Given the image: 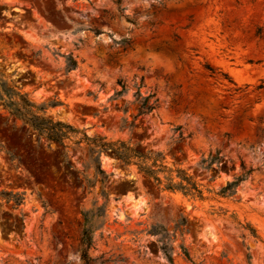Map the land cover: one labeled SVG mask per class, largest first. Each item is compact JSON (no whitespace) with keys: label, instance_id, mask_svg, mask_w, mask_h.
Returning a JSON list of instances; mask_svg holds the SVG:
<instances>
[{"label":"rangeland","instance_id":"obj_1","mask_svg":"<svg viewBox=\"0 0 264 264\" xmlns=\"http://www.w3.org/2000/svg\"><path fill=\"white\" fill-rule=\"evenodd\" d=\"M117 1L0 0V93L24 94L45 108L39 115L72 126L78 138L161 153L207 200L159 191L110 152L99 157L108 175L101 185L85 143L65 140L71 169L59 167L61 148L37 141L0 102V264H82V213L103 205L102 191L91 264H264V89L256 90L264 86V0ZM123 39L131 41L125 52ZM163 42L175 54L155 52ZM68 54L77 61L69 72ZM140 79L141 95L155 94L159 107L130 127ZM118 81L126 90L109 100ZM177 127L190 139L178 140ZM217 154L218 163L200 164ZM241 166L251 173L236 195L219 197ZM158 177L162 186L178 181L175 172Z\"/></svg>","mask_w":264,"mask_h":264},{"label":"trees","instance_id":"obj_2","mask_svg":"<svg viewBox=\"0 0 264 264\" xmlns=\"http://www.w3.org/2000/svg\"><path fill=\"white\" fill-rule=\"evenodd\" d=\"M121 0L117 1L119 4ZM189 24L191 23V17L187 18ZM189 24L185 27L187 29ZM152 25V24H150ZM171 42L173 44H177L180 38L172 33L170 36ZM131 46V41L129 39H123L119 42V50L121 52H125ZM157 53H162L164 55H173L175 54V49L168 42H163L154 49ZM179 60V58H178ZM66 63V71L69 72L74 70L77 67L76 59L68 54L65 60ZM204 69L208 73L209 76L214 77L217 75L221 80L227 81L232 84V80L226 74H222L220 72H215L210 66L205 65ZM142 79L135 87V102L137 103V114L132 118V121L129 123L130 127H133V122L138 117H144L151 114L154 110L159 107L158 99L155 97V94H149L147 96H142L140 93V89L143 87ZM117 85L119 86V90L114 92L112 97L109 100H115L120 97L126 90V85L122 81H118ZM4 83H0V87H4ZM247 88V87H246ZM264 89V86L260 84L257 86L256 90ZM240 89L235 90L236 92ZM0 102L3 109L8 113L9 117L13 120H18L22 123L24 127L31 130L37 138V141L44 139L49 143H54L61 148V162L59 167L64 166L67 169H71V166L66 161L65 149L64 145L65 140L72 141V144L78 147L81 143H85L87 147L88 157L90 159V164L93 167L94 177L98 178L101 185H103L108 175L104 173L101 169L99 157L102 152H110L112 156H114L118 162L123 167L135 166L138 172L146 179L152 181L159 191H167L170 193L179 192L183 196L198 199L200 201L207 200L202 196V190H200L199 185L195 182V180L187 175L182 170H170L164 165V156L161 153H156L152 151H144L140 148V146H129L126 143L121 142H107L105 138H89L84 133L81 132V137L78 138V134L80 133L72 126L68 124H64L62 122L53 121L51 118L44 117L43 114L39 115V112L44 111V107H35L29 100L26 98L24 94H20L16 92V90H7L4 93H0ZM180 127L175 128V131L178 132ZM190 139V135H187L185 138L181 132H178V140ZM221 159L219 154L214 157H209L207 160L200 161V164L207 163L206 167L211 166L213 163H218ZM242 174L239 177L234 178L231 182H227L226 186L223 187L217 195L219 197L229 199L236 195V188L246 180V178L250 175L251 170H245L243 166H241ZM175 172L177 182H173L172 178H166L167 182L162 186V180L158 177L159 174L167 173L171 174ZM87 187L90 188V181H87ZM101 196L104 200V203L101 207L96 209L95 213L84 212L82 213L83 218V228L81 232V236L79 239V252H80V260L82 264H91L93 262L92 259L88 256V250L92 245V226L91 223L92 218L102 217L104 206L107 202V196L102 191ZM239 228L248 231V234L255 239H258L256 236V232L254 229L250 228V226L244 225L241 226L239 222L236 221L234 216H229ZM179 225H183L179 223ZM154 233V232H150ZM166 253V251H165ZM169 263H171V257L168 254H165ZM183 256L186 261H189L188 254L183 251ZM247 260H250V257L247 256ZM107 261H101V263H105Z\"/></svg>","mask_w":264,"mask_h":264}]
</instances>
